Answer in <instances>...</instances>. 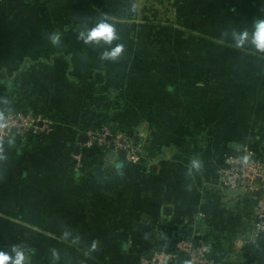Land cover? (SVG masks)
Masks as SVG:
<instances>
[{"label":"crops","instance_id":"crops-1","mask_svg":"<svg viewBox=\"0 0 264 264\" xmlns=\"http://www.w3.org/2000/svg\"><path fill=\"white\" fill-rule=\"evenodd\" d=\"M258 18L264 0H0V125L10 111L44 124L0 137V250L25 249L29 264H145L186 237L208 244L209 264H264L254 199L221 179L229 154L264 156ZM104 19L118 39L85 43ZM117 43L124 53L103 59ZM105 125L129 127L142 160L86 147Z\"/></svg>","mask_w":264,"mask_h":264},{"label":"built area","instance_id":"built-area-1","mask_svg":"<svg viewBox=\"0 0 264 264\" xmlns=\"http://www.w3.org/2000/svg\"><path fill=\"white\" fill-rule=\"evenodd\" d=\"M31 114L10 111L2 121L0 137L9 138L13 134L40 130L43 126L38 124ZM44 125V124H43ZM86 147H99L104 151H124L127 160L140 162L143 157V145L135 138L132 130L119 128L117 130L105 125L87 130ZM81 155L75 158L81 160ZM225 188L232 191H242L254 199V216L257 230H264V156L252 151L243 154H229L227 166L221 173ZM187 256L189 264H209V246L203 241H194L186 237L179 238L173 246V252L155 250L153 256L143 258L145 264H168L173 256Z\"/></svg>","mask_w":264,"mask_h":264},{"label":"clouds","instance_id":"clouds-1","mask_svg":"<svg viewBox=\"0 0 264 264\" xmlns=\"http://www.w3.org/2000/svg\"><path fill=\"white\" fill-rule=\"evenodd\" d=\"M249 32L247 30L238 34L237 44L243 45L248 39ZM80 38L84 40L85 43H89L93 40L99 41L103 39L106 43L112 44L113 41L118 39V31L115 23L110 22L108 19H104L96 23L94 26L81 31ZM60 35L59 33H54L51 36V41L53 44L59 43ZM252 43L255 47L264 51V18H258L254 22V28L252 30ZM124 45L117 43L115 46L106 49L102 53L103 59H116L124 53ZM0 125V127H4ZM201 168V161L198 158H193L190 161V171L192 169L199 170ZM95 242L92 247H95ZM15 256L0 250V264H8L11 260L13 264H29L30 257L25 249L20 247L14 248Z\"/></svg>","mask_w":264,"mask_h":264},{"label":"water","instance_id":"water-1","mask_svg":"<svg viewBox=\"0 0 264 264\" xmlns=\"http://www.w3.org/2000/svg\"><path fill=\"white\" fill-rule=\"evenodd\" d=\"M134 7H135V3H134V2H131V7H130V8H131V11H130L131 13H133V11H134ZM31 115H32L35 119H39V116H38L37 114H32V113H31ZM42 119H43V118H42ZM42 119H41V120H40V119L38 120V124H39L40 126H43V120H42ZM29 132H33V128H30V129H29ZM25 133H26V132H22V136H24ZM30 138H31V137H30ZM119 154L123 156V155H125V152H124V151H120Z\"/></svg>","mask_w":264,"mask_h":264},{"label":"trees","instance_id":"trees-1","mask_svg":"<svg viewBox=\"0 0 264 264\" xmlns=\"http://www.w3.org/2000/svg\"><path fill=\"white\" fill-rule=\"evenodd\" d=\"M112 126V129H114V130H117L118 128H122V126L120 127V126H113V125H111ZM124 128H129V127H127V126H123ZM96 147V146H95ZM188 236H190V235H188ZM195 241V240H194ZM171 250H173V248H171ZM184 257H186V259H187V256L185 255ZM188 260V259H187Z\"/></svg>","mask_w":264,"mask_h":264}]
</instances>
